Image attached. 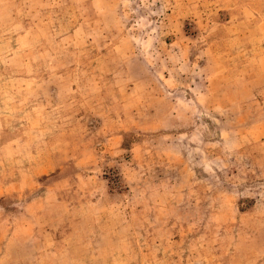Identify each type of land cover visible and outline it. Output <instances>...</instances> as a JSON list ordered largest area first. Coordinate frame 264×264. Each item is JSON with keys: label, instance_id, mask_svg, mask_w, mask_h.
I'll return each mask as SVG.
<instances>
[{"label": "rangeland", "instance_id": "rangeland-1", "mask_svg": "<svg viewBox=\"0 0 264 264\" xmlns=\"http://www.w3.org/2000/svg\"><path fill=\"white\" fill-rule=\"evenodd\" d=\"M0 264H264V0H0Z\"/></svg>", "mask_w": 264, "mask_h": 264}]
</instances>
